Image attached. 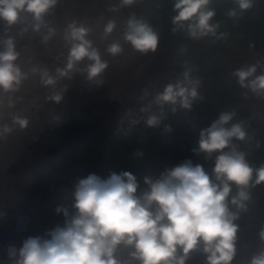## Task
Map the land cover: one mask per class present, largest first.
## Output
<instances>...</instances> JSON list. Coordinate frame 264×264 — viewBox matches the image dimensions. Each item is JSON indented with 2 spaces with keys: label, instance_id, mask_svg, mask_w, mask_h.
Here are the masks:
<instances>
[{
  "label": "crops",
  "instance_id": "1",
  "mask_svg": "<svg viewBox=\"0 0 264 264\" xmlns=\"http://www.w3.org/2000/svg\"><path fill=\"white\" fill-rule=\"evenodd\" d=\"M175 2L57 0L47 11L53 18L52 27L38 38L21 34L14 44L18 57L13 62L22 73L21 90L0 97V203L37 217L52 234L78 214L76 186L89 175L106 180L113 173H131L137 182L135 195L142 198L150 191L146 181L161 180L173 169L163 161L168 118L190 112L203 102L206 129L221 114H231L223 127L240 125L245 132L243 140L231 138L223 151L242 153L253 169L246 187L229 182L231 191L226 198L237 226L230 264H251L264 253V213L252 200L264 191V182L255 183L256 171L264 167V89L251 87L252 81L264 76V0H249L247 9L240 8L239 0H210L203 10L215 12L209 21L213 31L195 36L188 27L194 21H185L182 27L173 24L178 14ZM130 20L147 24L157 34L155 51L140 52L125 39ZM109 22L115 23L110 33L105 31ZM70 26L88 29L85 38L107 64L96 77L89 78L94 61L87 57L67 68L69 51L78 43L71 39ZM113 44L121 48L116 55L108 51ZM6 49L7 44L1 52ZM253 67L255 72L241 86L236 73ZM49 78L53 83H45ZM169 85L189 92L195 89L196 97L189 96L190 107H183L179 97L176 103L158 102ZM45 89L69 91L79 111L74 128L59 134L47 148L30 143L21 124L30 108L28 92ZM152 117L158 122L149 126ZM43 119L48 120L45 114ZM218 154H205L201 165L216 184L213 168ZM195 159L190 160L194 166ZM46 179L62 182L65 191L55 195L48 190L38 192L37 186ZM241 190L248 197L240 201L243 207L231 202L239 199ZM203 248L199 241L185 264H208L209 254ZM178 252L183 255L179 246ZM125 254L126 246L118 245L114 258Z\"/></svg>",
  "mask_w": 264,
  "mask_h": 264
},
{
  "label": "clouds",
  "instance_id": "2",
  "mask_svg": "<svg viewBox=\"0 0 264 264\" xmlns=\"http://www.w3.org/2000/svg\"><path fill=\"white\" fill-rule=\"evenodd\" d=\"M132 2L124 0L126 4ZM209 2L176 0L174 9L178 14L173 17V24L182 27L183 22L194 21L188 25L193 36L213 31L209 21L215 12L203 10ZM56 3L57 0H0V18L12 25L19 13L26 11L40 21ZM239 5L241 9H247L250 3L249 0H239ZM128 23L130 31L125 34V39L140 52L155 51L158 36L152 28L135 20ZM114 27L115 23L109 22L105 31L110 33ZM70 28L71 39L78 43H74L69 51L67 68L72 69L74 62L87 57L94 61L88 69L89 78L96 77L107 64L101 62L91 41L85 38L88 29ZM6 44V51L0 52V88L7 91L20 83L22 73L13 63L18 53L12 39ZM108 51L116 55L121 48L113 44ZM253 72L254 67L236 73L241 86ZM45 83L53 81L49 78ZM251 87L264 89V76L252 81ZM196 95L195 89L189 92L179 85L175 89L169 85L157 99L158 102L176 103L179 97L182 106L188 108L189 96L194 98ZM55 99L58 101L60 97ZM231 118V114H221L200 133L199 151L208 155L219 153L213 168L219 184L211 181L202 166H194L190 161L170 170L161 180L154 183L146 181L150 184V191L142 198L135 195L137 182L131 173H113L106 180L89 175L76 186L74 207L78 214L65 228L53 232L51 240L43 243L39 238L26 241L17 264H121L114 258L117 246L121 244L134 246L131 256L140 264H185L189 252L197 247L199 241L204 244L203 251L209 254L208 264H230L235 255L237 226L232 222L236 216L229 212L226 204L231 191L229 182L246 187L253 174L242 153L223 151L229 147L231 138H245L240 125H233L230 129L223 127ZM157 122L155 117L147 121L149 126ZM21 124L25 125L26 121H21ZM261 182H264V167L256 171L255 183ZM238 196L239 199L233 198L231 202L243 207L240 201L248 197L242 190ZM261 235L264 237V232ZM178 246L183 253L179 257ZM251 264H264V253L254 257Z\"/></svg>",
  "mask_w": 264,
  "mask_h": 264
},
{
  "label": "built area",
  "instance_id": "3",
  "mask_svg": "<svg viewBox=\"0 0 264 264\" xmlns=\"http://www.w3.org/2000/svg\"><path fill=\"white\" fill-rule=\"evenodd\" d=\"M1 21L0 52L7 40L12 39L15 44L23 32L33 38L41 37L54 24L53 18L47 12L42 15L40 21L35 20L33 14L26 11H21L12 25L3 18ZM251 47H254L253 44ZM20 90L21 81L7 91L0 88V97ZM57 96L60 97L58 101L55 99ZM28 97L30 108L25 114L24 127L27 139L33 145L47 148L59 134L70 132L77 124L79 111L69 91L33 90L28 92ZM205 112V104L201 102L190 112L174 114L168 118L163 133V161L166 165L174 169L195 157L194 164L202 165V158L206 153L199 151V139L201 131L206 129ZM43 114L47 116V121L43 119ZM43 190L55 195L63 193L65 186L54 179H46L37 186L38 192ZM252 200L257 202L259 212L264 213V191ZM34 238H39L42 243L50 240L48 225L22 209L0 203V264H17L21 259L20 250L24 243ZM134 251V246H126V254L118 261L121 264H140L139 260L131 256ZM177 256H180L178 248Z\"/></svg>",
  "mask_w": 264,
  "mask_h": 264
},
{
  "label": "rangeland",
  "instance_id": "4",
  "mask_svg": "<svg viewBox=\"0 0 264 264\" xmlns=\"http://www.w3.org/2000/svg\"><path fill=\"white\" fill-rule=\"evenodd\" d=\"M24 118H25V116H24ZM25 128V127H24Z\"/></svg>",
  "mask_w": 264,
  "mask_h": 264
}]
</instances>
